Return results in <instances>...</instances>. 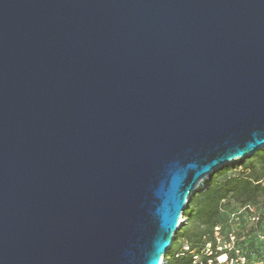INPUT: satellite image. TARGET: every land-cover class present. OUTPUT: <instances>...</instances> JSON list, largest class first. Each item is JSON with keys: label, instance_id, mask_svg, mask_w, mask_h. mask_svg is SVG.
<instances>
[{"label": "water", "instance_id": "obj_1", "mask_svg": "<svg viewBox=\"0 0 264 264\" xmlns=\"http://www.w3.org/2000/svg\"><path fill=\"white\" fill-rule=\"evenodd\" d=\"M262 149L264 0H0V264H160Z\"/></svg>", "mask_w": 264, "mask_h": 264}, {"label": "trees", "instance_id": "obj_2", "mask_svg": "<svg viewBox=\"0 0 264 264\" xmlns=\"http://www.w3.org/2000/svg\"><path fill=\"white\" fill-rule=\"evenodd\" d=\"M260 201L264 203V149L214 172L190 197L183 214L187 224L177 231L165 264H200L194 253L201 254L207 243L216 244L217 227L222 235L228 218L225 205L235 202L251 208Z\"/></svg>", "mask_w": 264, "mask_h": 264}, {"label": "rangeland", "instance_id": "obj_3", "mask_svg": "<svg viewBox=\"0 0 264 264\" xmlns=\"http://www.w3.org/2000/svg\"><path fill=\"white\" fill-rule=\"evenodd\" d=\"M225 207L228 218L222 225L223 241L233 236L236 246L246 256L247 264H264V203L260 201L256 206L244 208L231 202ZM185 224L187 218L182 215L180 227Z\"/></svg>", "mask_w": 264, "mask_h": 264}, {"label": "built area", "instance_id": "obj_4", "mask_svg": "<svg viewBox=\"0 0 264 264\" xmlns=\"http://www.w3.org/2000/svg\"><path fill=\"white\" fill-rule=\"evenodd\" d=\"M216 244L207 243L202 253H194V260L200 264H247L246 256L242 255L232 236L228 241H223L219 227L215 229ZM189 251V247L185 248Z\"/></svg>", "mask_w": 264, "mask_h": 264}, {"label": "bare ground", "instance_id": "obj_5", "mask_svg": "<svg viewBox=\"0 0 264 264\" xmlns=\"http://www.w3.org/2000/svg\"><path fill=\"white\" fill-rule=\"evenodd\" d=\"M203 183V182H202ZM166 263V260H162V262L160 264H165Z\"/></svg>", "mask_w": 264, "mask_h": 264}]
</instances>
